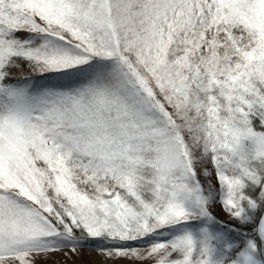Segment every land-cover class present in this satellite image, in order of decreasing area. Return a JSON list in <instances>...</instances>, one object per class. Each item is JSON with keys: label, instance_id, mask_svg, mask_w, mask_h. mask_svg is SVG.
I'll use <instances>...</instances> for the list:
<instances>
[{"label": "snow or ice", "instance_id": "obj_1", "mask_svg": "<svg viewBox=\"0 0 264 264\" xmlns=\"http://www.w3.org/2000/svg\"><path fill=\"white\" fill-rule=\"evenodd\" d=\"M84 249L264 264V0H0V264Z\"/></svg>", "mask_w": 264, "mask_h": 264}, {"label": "rangeland", "instance_id": "obj_2", "mask_svg": "<svg viewBox=\"0 0 264 264\" xmlns=\"http://www.w3.org/2000/svg\"><path fill=\"white\" fill-rule=\"evenodd\" d=\"M215 214L218 219L227 220V217L218 207L215 209ZM55 259L64 261V264H86L88 261L98 260L99 257H97L95 252H90L88 249H84L79 257L74 256L71 259H65L63 254H60L55 257Z\"/></svg>", "mask_w": 264, "mask_h": 264}]
</instances>
